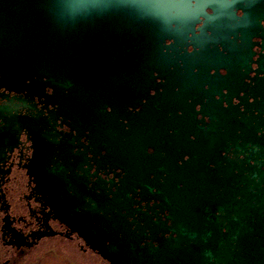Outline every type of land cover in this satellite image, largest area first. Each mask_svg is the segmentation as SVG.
<instances>
[{
	"label": "water",
	"instance_id": "obj_1",
	"mask_svg": "<svg viewBox=\"0 0 264 264\" xmlns=\"http://www.w3.org/2000/svg\"><path fill=\"white\" fill-rule=\"evenodd\" d=\"M203 10L197 0H0V89L43 96L54 122L86 138L93 173L85 160L77 176L60 154L41 159L58 217L108 264H264V15L239 18L243 46H199ZM169 68L190 70L178 92L199 110L174 130L134 128L127 108L162 94ZM11 111L0 107L1 139ZM105 167L119 173L104 180Z\"/></svg>",
	"mask_w": 264,
	"mask_h": 264
},
{
	"label": "flooded vegetation",
	"instance_id": "obj_2",
	"mask_svg": "<svg viewBox=\"0 0 264 264\" xmlns=\"http://www.w3.org/2000/svg\"><path fill=\"white\" fill-rule=\"evenodd\" d=\"M197 4L199 7H204L205 14L198 17L200 21L195 25V43L199 46H214L216 43H219L216 46H221L220 43L224 46H243L239 39L240 31H236L235 35L233 33L235 26H242L239 24V18L245 15L249 17L264 15V10L263 12L256 10L264 9V0H197ZM212 14L224 19H205ZM205 22L209 26L212 25L215 30L214 32L206 30L204 36L199 28ZM260 23L264 29V20ZM251 43L256 58L260 53L258 46H261L262 42L260 38L254 37ZM187 50L192 51V47H188ZM255 67L252 65V68ZM206 68H203V71ZM168 71L174 72L173 75H165L173 79L172 81L163 77L157 79V83H160L159 93L162 94L154 98L152 96L155 95V91L151 90L149 97L142 99L135 109L127 108V118L134 128L174 130L172 128L180 125L177 119L182 112L192 115V112L199 110L198 105L186 106L191 104V99L178 92L180 79L182 76L186 77V71L190 72V70L169 68ZM197 71V68L191 69L193 73ZM213 73L214 69L210 70V74ZM217 73L224 76L226 71L218 69ZM250 76L253 77L254 73L251 72ZM176 80L178 84L175 83ZM245 82L249 83V80ZM191 87L196 93L198 84H191ZM204 89L207 87L205 86ZM45 93L50 94V90L46 89ZM0 94L7 95V97L0 96V107L8 106V109H12L7 116L10 119L9 131L3 139L0 138V264H36L40 259L48 258H57L63 262L66 260L61 254L62 251L58 249L60 245L82 255L89 253L100 258L85 245L82 237L58 217L54 206L55 190L45 178L47 166L41 159H44L43 153L60 154L61 159L58 162L68 169L67 174L72 170L77 176L84 174L87 165L82 164V161L85 160L91 165L89 173H93L96 164L90 161L92 154L85 150L88 143L86 138L79 136L76 130L71 129L67 123L61 122L60 118L54 122L49 113L52 106L45 107L43 96H30L26 91L4 92V89H0ZM215 99H219V96L216 95ZM232 102L237 104L238 100L234 97ZM223 105L227 106L225 102ZM208 111L210 112L211 109ZM195 118L200 120L202 116L197 114ZM204 121L208 123V118L204 117ZM126 122L127 120H124V123ZM4 125L1 123L0 128ZM45 125L47 129L44 128ZM189 126L191 127L190 124ZM53 138L57 142H62V147L57 148L53 145ZM158 141L163 145H169L175 142V139L165 138ZM147 151L153 152L151 148ZM100 153L104 155V151ZM95 158H100V155H95ZM48 167L52 168L53 165L49 164ZM106 168L98 174L104 180L113 178L114 172L119 173L118 170L109 171ZM122 175L119 174V177ZM96 179V177L90 178L91 181ZM152 204L151 201L148 205ZM141 206L144 211L146 203L142 202ZM166 214H162L163 220Z\"/></svg>",
	"mask_w": 264,
	"mask_h": 264
},
{
	"label": "rangeland",
	"instance_id": "obj_3",
	"mask_svg": "<svg viewBox=\"0 0 264 264\" xmlns=\"http://www.w3.org/2000/svg\"><path fill=\"white\" fill-rule=\"evenodd\" d=\"M62 252L61 254L64 256L66 261H61L60 259L48 258V259H40L36 264H107L104 260L92 254H79L70 248L58 246ZM47 261V262H46Z\"/></svg>",
	"mask_w": 264,
	"mask_h": 264
}]
</instances>
